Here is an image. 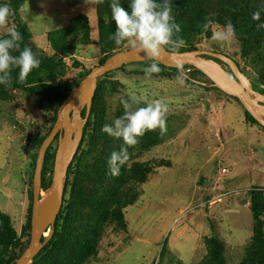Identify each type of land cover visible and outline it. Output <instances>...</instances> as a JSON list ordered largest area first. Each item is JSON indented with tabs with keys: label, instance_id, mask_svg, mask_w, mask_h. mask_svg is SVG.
<instances>
[{
	"label": "rangeland",
	"instance_id": "1",
	"mask_svg": "<svg viewBox=\"0 0 264 264\" xmlns=\"http://www.w3.org/2000/svg\"><path fill=\"white\" fill-rule=\"evenodd\" d=\"M18 14L28 27L30 46L43 56H51L52 43L65 39L72 20L84 16L89 42L77 46L73 56L63 60L58 77L60 81L77 79L82 69L99 66L103 53L98 44L95 0H27ZM12 27L10 20L0 27V38H7ZM224 31L213 24L209 36L194 37L190 45L225 55L255 77L257 68L251 65V55L240 59L234 35L227 40L214 39ZM130 49L123 44L114 53ZM71 59L82 68L73 69ZM144 68L127 65L103 80L100 123L111 124L122 116V101L131 103L132 96L141 101L132 110L161 99L168 105L166 131L156 129L142 137L157 144L135 154L128 165L148 163L152 172L147 182L133 186L138 198L123 210L126 229L103 224L97 253L86 264H217L210 259V239L223 245L224 264H243L249 254L256 255L260 249L253 240L257 220L251 210V194L264 191V131L246 122L243 108L234 99L213 88H202L198 83L209 85L204 76L196 75L188 83L187 72L180 70L186 76L181 83L177 77L132 74ZM254 90H260L259 84ZM10 96L12 102L0 101V211L11 219L24 247L29 244L30 231L24 227L38 152L30 145L46 135L53 113L42 110L39 98L23 90ZM96 145L101 146L86 138L79 155L91 161ZM55 149L53 144L51 153ZM159 161L168 162L169 168L157 167ZM49 176L48 172L46 181ZM258 212L264 243V197L258 202ZM83 213L93 218L89 207ZM59 223L61 226L62 221ZM51 234L49 229L44 238ZM22 246L9 250V256L19 254ZM162 249L164 257L160 258Z\"/></svg>",
	"mask_w": 264,
	"mask_h": 264
},
{
	"label": "trees",
	"instance_id": "2",
	"mask_svg": "<svg viewBox=\"0 0 264 264\" xmlns=\"http://www.w3.org/2000/svg\"><path fill=\"white\" fill-rule=\"evenodd\" d=\"M0 1L9 4L12 8V15L9 20L23 37L20 50L29 47L41 60L39 69L33 70L23 81L19 79V69L14 68L11 73V85L8 87L0 86V101L12 102L13 98L10 93L23 90L39 98V106L42 110L53 113V121L46 135L36 138L30 145L32 149L38 151L42 142L52 130L62 103L90 72V70L82 69L77 79L71 78L66 81H60L58 77L63 60L72 57L73 50L77 46L88 44V24L86 18L82 15L73 19L65 39L56 40L52 43L53 54L43 56L30 46L31 35L28 27L18 14L20 7L27 0ZM95 4L98 44L103 53V58L99 62V65H101L114 54L119 46L110 39V36L116 31L110 8L111 0H95ZM129 5L130 0H121V6L126 10L129 9ZM172 6L176 22L181 27V31L177 35L186 42L185 46L179 49V53L197 51V48L190 45L192 39L198 36H209L213 24L225 28L227 23H232L235 28L234 36L239 46L240 59H246L251 55V65H255L257 68V75L255 77L250 76L246 72V68H240L237 63L236 65L251 80L253 89H256V83L259 84L260 90L258 92L264 95V89H261V86H264V28L258 27L259 24L264 23V0H172ZM257 10H261L260 21L252 20V13ZM166 51L171 52L170 46L166 48ZM12 54L19 55V50L14 51ZM71 60L73 69L82 68L78 61ZM152 62L148 60L133 65L147 67ZM124 67L117 71H122ZM160 67L161 72L153 74L151 77L168 79L178 76L183 77L182 75H184L180 71L167 69L161 65ZM181 70L185 74L188 71L186 74L188 83L193 82L196 75L203 76L189 66H185ZM114 72L107 73L97 81L90 115L83 129V138L72 165L68 169L63 205L53 227L50 228L52 231L50 238L45 239L42 237L43 247L31 264H86L97 253L103 224H113L120 230L126 229L123 210L134 204L138 198L133 186L147 182L152 172V168L148 163L128 165L129 161L121 169V174L118 177H113L108 172L107 160L112 151H119L123 142L122 140H114L101 132V128L105 123H100L98 109L103 80L109 78ZM132 74L145 76L144 71L133 72ZM208 86L202 88L208 89L210 88ZM213 90L219 92L216 89ZM234 100L238 103L236 99ZM244 115L247 123L258 126L245 111ZM84 116L85 111L83 110L81 117L84 118ZM262 130L264 131V129ZM86 138H89L91 143L96 140L97 143L101 144L100 148L96 145L93 158L88 162L82 153L79 155L82 152ZM53 144L57 146V138L50 145L44 157L41 172V190L43 192L50 188L51 168L53 167L55 154V151L51 153ZM156 144V142L149 143L147 138H141L136 146L128 149L130 159L135 154L146 151ZM156 166L169 168V163L159 161ZM48 172L50 176L49 180L46 181ZM251 195V210L254 219L257 220L256 235L253 240L260 249L256 255H254V252L249 254L243 264H247L249 260H256L257 264H264L262 224L258 221V218L261 217V213L258 212V202L264 197V191H258L256 194ZM28 196L29 206L24 231L29 233L32 192ZM85 207L91 209L93 218L88 219L83 213ZM60 220L62 221L61 226L59 225ZM209 244L212 245L210 259H213V262L215 261L217 264H224L223 245L216 239H210ZM20 246L22 245H20V240L12 227L11 219L0 211V264H15L28 245L22 246L20 253L12 257L9 256L8 252L9 250L15 251ZM163 257L164 250L162 249L160 258Z\"/></svg>",
	"mask_w": 264,
	"mask_h": 264
},
{
	"label": "water",
	"instance_id": "3",
	"mask_svg": "<svg viewBox=\"0 0 264 264\" xmlns=\"http://www.w3.org/2000/svg\"><path fill=\"white\" fill-rule=\"evenodd\" d=\"M152 58L134 49L114 53L103 64L94 67L62 103L55 124L42 142L35 160L32 178V209L30 218L29 244L15 264H31L41 251L42 237L53 227L63 205L64 187L68 169L83 138V129L88 121L91 103L97 88V81L107 73L117 71L126 65L139 64ZM159 64L167 69L180 71L189 66L201 73L210 82L208 87L223 95L236 99L243 110L264 129V95L253 89L251 80L243 74L229 57L203 50L182 52L173 55L162 51ZM185 76V75H182ZM186 77V76H185ZM206 87L204 83H198ZM264 89V86H261ZM85 111L84 118L81 114ZM57 138L52 167L51 185L48 196L38 206L41 196V172L45 154Z\"/></svg>",
	"mask_w": 264,
	"mask_h": 264
},
{
	"label": "clouds",
	"instance_id": "4",
	"mask_svg": "<svg viewBox=\"0 0 264 264\" xmlns=\"http://www.w3.org/2000/svg\"><path fill=\"white\" fill-rule=\"evenodd\" d=\"M112 19L116 31L110 36L117 46L130 45L135 51L152 58V63L143 69L146 77L159 74L161 67L159 57L162 51L170 46L173 55L179 53L186 42L177 34L181 27L173 14L172 0H130L129 9L121 6V0H111ZM12 8L7 3H0V27L8 24ZM252 20H261V10L252 13ZM207 27V25H205ZM264 28V23L258 25ZM235 34L232 23H227L225 31L217 34L214 39L227 40ZM21 33L15 28L8 29L7 38H0V86L8 87L12 83V71L19 69V79L23 81L29 73L39 69L41 60L31 48H21ZM19 50V55H13ZM183 83L182 77H177ZM141 101L135 96L122 101L124 114L104 124L101 132L114 140H122L119 151H112L108 160V172L113 177L121 174V169L130 160L129 148L136 146L147 133L159 129L166 131V114L168 105L161 99H155L144 107L133 109L134 104Z\"/></svg>",
	"mask_w": 264,
	"mask_h": 264
},
{
	"label": "bare ground",
	"instance_id": "5",
	"mask_svg": "<svg viewBox=\"0 0 264 264\" xmlns=\"http://www.w3.org/2000/svg\"><path fill=\"white\" fill-rule=\"evenodd\" d=\"M47 196H48V192L47 193H41L40 202H39L38 206L42 205L43 201L46 199Z\"/></svg>",
	"mask_w": 264,
	"mask_h": 264
},
{
	"label": "crops",
	"instance_id": "6",
	"mask_svg": "<svg viewBox=\"0 0 264 264\" xmlns=\"http://www.w3.org/2000/svg\"><path fill=\"white\" fill-rule=\"evenodd\" d=\"M0 200H1V198H0ZM8 210V209H7Z\"/></svg>",
	"mask_w": 264,
	"mask_h": 264
},
{
	"label": "built area",
	"instance_id": "7",
	"mask_svg": "<svg viewBox=\"0 0 264 264\" xmlns=\"http://www.w3.org/2000/svg\"><path fill=\"white\" fill-rule=\"evenodd\" d=\"M187 73H188V71H187Z\"/></svg>",
	"mask_w": 264,
	"mask_h": 264
}]
</instances>
